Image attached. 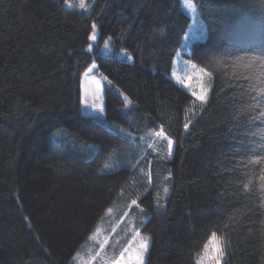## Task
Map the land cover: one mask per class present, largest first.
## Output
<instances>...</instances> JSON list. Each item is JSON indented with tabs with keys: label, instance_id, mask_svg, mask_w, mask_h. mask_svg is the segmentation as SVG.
Returning <instances> with one entry per match:
<instances>
[{
	"label": "trees",
	"instance_id": "obj_1",
	"mask_svg": "<svg viewBox=\"0 0 264 264\" xmlns=\"http://www.w3.org/2000/svg\"><path fill=\"white\" fill-rule=\"evenodd\" d=\"M192 1L206 35L183 52L182 0H0V264H80L127 228L149 238L145 264H197L212 232L223 264H264V0ZM178 52L212 73L203 109L170 76ZM93 63L112 81L102 121L81 103ZM161 127L171 157L146 148Z\"/></svg>",
	"mask_w": 264,
	"mask_h": 264
},
{
	"label": "snow or ice",
	"instance_id": "obj_2",
	"mask_svg": "<svg viewBox=\"0 0 264 264\" xmlns=\"http://www.w3.org/2000/svg\"><path fill=\"white\" fill-rule=\"evenodd\" d=\"M64 3L67 4L69 7L74 6L71 3V0H64ZM186 6L189 9H191L193 13L196 12L195 6L190 2L186 3ZM78 7L80 9L86 10L89 7V5L85 3V0H79ZM88 38L89 40L92 41H95L97 38L95 23L92 24V33ZM104 47L106 49L109 47L107 41H105ZM91 49H92V45L89 44L88 50L91 51ZM179 55L180 54L178 52L177 56ZM128 58L131 59V57ZM254 60L259 61L260 66L264 68V56L254 57ZM184 65L185 68L190 67L193 70L197 69V65L193 64L191 61L184 62ZM95 70H96V65L93 64L92 67H90L88 71L84 73V85H83V95L81 97V103L86 108H90L92 110L99 111L102 113L104 111L102 81H107L108 84H111L112 81L108 80V78L104 76L102 73L100 74L99 79H97L96 75H90ZM199 71L201 75L196 78H194L191 75H187L186 77H180L177 76L175 71H173L172 75L176 78L179 84L189 89L191 95L195 98L193 104L199 102L201 109H203V106L208 101V87L204 83V77H207L208 80H211L212 73L206 72L204 69H200ZM189 81H192L193 83H189ZM261 93L264 94V89H261ZM124 101L126 105H130L132 103V101L127 96H124ZM192 110L194 111V109ZM188 126L189 125L186 123L184 125V128L187 129ZM60 131L62 130H57V132L53 133L52 135L53 136L58 135ZM152 135L154 138H160L167 142V148H168L167 155L171 157L173 141L167 137L163 127H161L159 131L154 132ZM250 162L257 164H264V157L257 156L253 161ZM109 169H111V165L106 163L104 167L101 169V171H105ZM259 179L261 181L260 188L264 190V170L261 171V175ZM149 182H151L150 174H149ZM244 187L248 188L249 185L246 184ZM163 191L165 194H167L168 188L164 187ZM132 204L134 205L137 204V201L133 200ZM108 211L111 212L112 209H109ZM141 211L143 210L141 209ZM98 231L99 230H97V232ZM93 236H95V233L93 234ZM137 240L138 243L136 244V246L132 247L131 246L132 241H137ZM132 241H129V247H126L122 251H120L119 258L115 260L113 264H144L145 255L149 251V238L148 237L140 238L139 232H135L132 236ZM226 243L227 242L223 236H217L215 232H212L207 242L203 245V249H202L203 255L197 254L198 255L197 264H223L224 257L226 255ZM125 253H128V255L125 256Z\"/></svg>",
	"mask_w": 264,
	"mask_h": 264
},
{
	"label": "rangeland",
	"instance_id": "obj_3",
	"mask_svg": "<svg viewBox=\"0 0 264 264\" xmlns=\"http://www.w3.org/2000/svg\"><path fill=\"white\" fill-rule=\"evenodd\" d=\"M182 1H183V4H184V7H185L186 11L188 12V14L190 15V17L192 19L191 28H190L189 32L186 34V36L184 37V40H183V43H182V46H181V51L188 52L191 49V45H192L193 41L202 40L205 37L206 32H205L204 28H202L201 23L198 21L199 16H198V11H197L196 4L192 0H182ZM85 2H86V0H85ZM188 2H190L191 4H193L195 6V8H196V12L195 13H193L191 11V9H189L186 6V3H188ZM97 35H98V27L96 26V37H97ZM107 42H108V45H109V47L107 49L103 45V51L105 53L116 54V56H118L119 58H125L126 55H128L126 50L116 51L110 45L109 40H107ZM179 54H180L179 56L175 57L174 64H173V67H172V71L170 73L171 78L173 80H175L176 83H178L176 78L172 75L173 71H175L177 76H180V77H186L187 75H191L194 78L199 77L201 75L199 70L202 69V68H200L199 66H197V69H195V70L191 69L190 67L189 68H185L184 62L191 61V60H189L186 57H184V55L181 52ZM129 57H131V59H129V58L128 59L132 61L133 60L132 56H129ZM192 63L195 64L194 62H192ZM93 64L96 65V70L93 73H91L90 75H96L97 79H99L101 73L98 70V65L96 63H93ZM92 65H91V67H92ZM104 83H105V81H102L103 90H104ZM189 83H193V82L189 81ZM204 83L208 87V99H209L210 91H211L212 79L208 80L207 77H204ZM83 85H84V75H83V78H82V95H83ZM179 85L182 86L181 84H179ZM182 87H184V86H182ZM184 88H186L189 91V89L187 87H184ZM103 106H104V109H105L104 91H103ZM83 111L86 114L92 115L93 117H95L96 119H98L100 121L104 120V118H105V112L104 111L101 113L99 111H95V110H92L90 108H86L84 105H83ZM152 134H150L147 138H145L144 142H146L145 143L146 146H147V147L145 146L146 148H149L150 145H152V143L157 139V138H154ZM121 161H122L121 158H118L117 156H114L113 157V161H112L113 163L111 164V169L110 170H113L114 169L113 167L117 168L119 165H121L122 164ZM124 161H126V160H124ZM134 229L135 228H130V229L127 228L126 229V232H131V234L128 237L127 245L123 246L122 249H124L126 247H129V241H132L133 234L135 232H137ZM124 233H125V231H124ZM140 238H143V237L140 235ZM96 239L98 241L97 242V244H98V254H97V256H92L91 257L92 259H87L86 261H82V262H80V264H113V262L119 258V253L122 250L117 252L116 249L113 250L112 247L107 246L106 243L108 241V238L105 235L98 234ZM137 243H138V240L137 241H132L131 246L135 247ZM105 250L111 252V255L109 256L108 259H103V255H104V251ZM127 255H128V253H125V256H127ZM146 255H145V258H146ZM145 258H144V264H145Z\"/></svg>",
	"mask_w": 264,
	"mask_h": 264
},
{
	"label": "water",
	"instance_id": "obj_4",
	"mask_svg": "<svg viewBox=\"0 0 264 264\" xmlns=\"http://www.w3.org/2000/svg\"><path fill=\"white\" fill-rule=\"evenodd\" d=\"M86 50L89 51L88 48H87ZM91 51H92V49H91ZM91 51H90V52H91Z\"/></svg>",
	"mask_w": 264,
	"mask_h": 264
}]
</instances>
